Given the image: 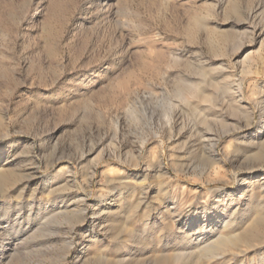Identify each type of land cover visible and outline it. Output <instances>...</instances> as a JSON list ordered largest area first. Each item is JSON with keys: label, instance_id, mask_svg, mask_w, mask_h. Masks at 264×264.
<instances>
[{"label": "rangeland", "instance_id": "374dc122", "mask_svg": "<svg viewBox=\"0 0 264 264\" xmlns=\"http://www.w3.org/2000/svg\"><path fill=\"white\" fill-rule=\"evenodd\" d=\"M0 264H264V0H0Z\"/></svg>", "mask_w": 264, "mask_h": 264}, {"label": "bare ground", "instance_id": "6f19581e", "mask_svg": "<svg viewBox=\"0 0 264 264\" xmlns=\"http://www.w3.org/2000/svg\"><path fill=\"white\" fill-rule=\"evenodd\" d=\"M82 211V210H81ZM83 212V211H82ZM258 222V221H257ZM257 226V225H256ZM252 237V236H251ZM246 239V238H245ZM219 241H221V240H219ZM250 241V240H249ZM221 243H222V241H221ZM211 247V246H210ZM209 248V247H208Z\"/></svg>", "mask_w": 264, "mask_h": 264}]
</instances>
